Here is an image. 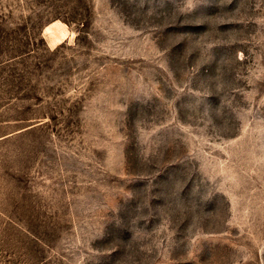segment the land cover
<instances>
[{
    "label": "rangeland",
    "instance_id": "obj_1",
    "mask_svg": "<svg viewBox=\"0 0 264 264\" xmlns=\"http://www.w3.org/2000/svg\"><path fill=\"white\" fill-rule=\"evenodd\" d=\"M0 264H264V0H0Z\"/></svg>",
    "mask_w": 264,
    "mask_h": 264
}]
</instances>
